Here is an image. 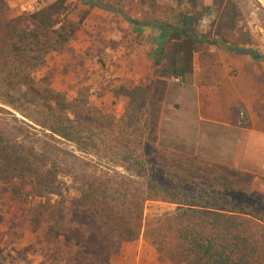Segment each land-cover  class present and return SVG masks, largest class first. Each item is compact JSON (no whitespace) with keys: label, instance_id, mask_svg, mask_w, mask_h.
<instances>
[{"label":"rangeland","instance_id":"374dc122","mask_svg":"<svg viewBox=\"0 0 264 264\" xmlns=\"http://www.w3.org/2000/svg\"><path fill=\"white\" fill-rule=\"evenodd\" d=\"M50 1L36 0L33 8L17 13L0 0V23ZM96 1L110 7L125 4L128 9L118 12L121 17L112 13L103 16L92 12L96 2L65 0V17L76 24L74 33L60 48L49 50L41 66L31 74L59 92L61 100L74 106L72 109L78 108V113L95 108L113 120V127L92 136L87 143L90 151L84 154L87 164L81 170L61 176L38 162L34 154L15 151V142L29 144L31 137L39 139L48 132L0 104L4 109L0 110V129L20 125L27 132V137L16 133L21 134L17 141L15 137L0 140V264H181L175 256V241L165 230L167 218L181 206L175 201L191 197L203 204L212 197L211 202L224 198L228 205L236 207L237 199L244 201L246 197L214 193L203 185V181L213 182L212 178L217 183L229 179L244 189L249 180L226 165L225 155L216 154L214 134L193 130L192 122L179 117L173 105L192 81V53L200 56L195 62L201 67L202 56L213 45L168 35L155 47L140 44L130 29L131 20H142L153 27L157 22L174 25L179 10L188 9L198 14L192 25L194 33L212 38L220 9L212 0H142L146 11L139 0ZM234 2L243 13L238 27L241 25V31L251 38V43L244 46L264 54L262 13L250 14L254 0ZM207 5L209 10L204 9ZM204 14L209 18L200 23ZM258 22L260 30L255 27ZM153 27L149 29L154 32ZM232 31L234 34L225 35L227 43L238 34ZM177 43H181V51L175 49ZM172 54L176 63L178 57L184 56L183 76L167 74V59ZM175 77L181 81H174ZM235 111L238 119L239 112ZM127 116L132 125L125 129L121 123ZM67 143L69 149L79 153L74 144ZM121 149L133 156L141 155L138 160L144 158L146 178L128 175L119 163L117 152ZM6 155L10 156L7 160ZM179 163L193 166L194 170H182ZM125 178L129 179L126 189L120 186ZM148 181L155 183L151 192L157 198L143 202L139 230L134 227L133 216L126 223L135 238H126L120 229L103 225L92 213L98 212L104 201L129 202L134 192L147 190ZM82 194H87L85 200ZM260 197L248 196L244 202L251 205L256 200L258 208L252 213L264 218V197Z\"/></svg>","mask_w":264,"mask_h":264},{"label":"trees","instance_id":"16d2710c","mask_svg":"<svg viewBox=\"0 0 264 264\" xmlns=\"http://www.w3.org/2000/svg\"><path fill=\"white\" fill-rule=\"evenodd\" d=\"M90 4L89 0H83ZM179 1V0H177ZM220 9L216 29L212 38L203 34H196L192 30L193 22L198 16L191 14L188 9H181L174 25L157 22L154 26L159 30L161 37L176 35L186 40H197L210 45H226L233 50H242L245 44L251 43L246 31H241L238 23L243 19V13L234 0H212ZM111 9L110 7H108ZM204 9H210L205 6ZM113 10V9H111ZM67 9L65 0H52L46 4L34 7L33 11L19 15L0 23V104L8 106L18 114L38 125L42 131H47L41 138L31 137L29 144H23L18 136L27 132L22 127H3L0 129V140H11L15 137L14 149L17 153H32L38 162L46 165L51 171L61 176L74 175L86 164L84 154L88 149L87 143L94 134L113 127V120L95 108H88L78 113V108L72 109L69 103L61 100L60 93L52 90L42 80L34 79L31 74L36 67L41 66L44 55L53 49L60 48L73 35L76 24H72L65 17ZM134 22V21H130ZM56 24H59L55 27ZM148 25V22H136ZM232 29L238 31L230 43L225 35ZM181 51V43L174 45ZM253 56V54H251ZM264 57V54L261 55ZM171 55L169 71L172 76H183L184 56ZM162 74H166L163 72ZM0 110L4 109L0 107ZM16 119L13 113L5 110ZM80 111V109H79ZM121 124L126 127L132 125L128 121ZM22 124L29 126L22 120ZM142 133L145 129L142 128ZM21 133L20 135H17ZM56 136V137H55ZM23 139V136H21ZM67 142L74 144V153L67 147ZM119 163L127 170L128 175L139 178L145 177L144 158L141 155H132L126 150H118ZM5 156V160L9 159ZM179 168L187 172L193 171V166L178 164ZM144 177V178H143ZM203 181V185L211 188V192L229 194H242L247 200L256 195L264 197L254 190L247 188L248 184L237 186L229 179L219 183ZM129 179L120 183L121 187H128ZM155 183L147 182L146 189L133 193L129 202L120 200L115 203L102 202L98 212H92L103 225L112 229H120L126 238H135L130 227L126 226L129 219L134 218L135 229L139 230L142 205L145 200L156 199L151 191L155 190ZM247 189V190H246ZM145 194L141 195L142 192ZM251 191V192H250ZM87 198L82 194L81 199ZM213 198V197H212ZM199 204L190 199L176 200L181 204L175 208L171 217L167 218L165 230L170 232L175 241V256L181 264H264V218L262 215L252 213L258 208V202L245 204L242 198L237 199V206L228 205L224 198ZM262 200V199H261Z\"/></svg>","mask_w":264,"mask_h":264},{"label":"crops","instance_id":"0c3cea01","mask_svg":"<svg viewBox=\"0 0 264 264\" xmlns=\"http://www.w3.org/2000/svg\"><path fill=\"white\" fill-rule=\"evenodd\" d=\"M5 1L20 13L24 8H33L36 0ZM139 3L146 11L144 2ZM108 7L101 3L92 12L121 17L118 12L128 9L125 4L110 7L113 10ZM132 21L130 29L140 44L160 45L164 37L158 29L150 23L136 24L142 20ZM240 48L237 51L226 45H213L202 56L201 67L195 62L200 56L193 52L192 81L173 105L177 106L179 117L192 122L193 130L214 134L216 154L225 155L226 165L248 176V187L264 196V57L251 48ZM235 110L242 113L241 122Z\"/></svg>","mask_w":264,"mask_h":264},{"label":"built area","instance_id":"2783aa9c","mask_svg":"<svg viewBox=\"0 0 264 264\" xmlns=\"http://www.w3.org/2000/svg\"><path fill=\"white\" fill-rule=\"evenodd\" d=\"M255 2V6L254 8L250 11V14H253V15H257V12H261L263 17L261 18V23L264 24V0H254ZM209 16L207 14H204L201 19H200V23H205L207 20H208ZM258 20V19H257ZM256 26L255 27H258V29L260 30V24L259 22L255 24ZM174 81L176 82H180V78L178 77H175L173 78ZM239 122L242 121V113L239 112V118H238Z\"/></svg>","mask_w":264,"mask_h":264},{"label":"water","instance_id":"95a60500","mask_svg":"<svg viewBox=\"0 0 264 264\" xmlns=\"http://www.w3.org/2000/svg\"><path fill=\"white\" fill-rule=\"evenodd\" d=\"M90 2H96V3H98V4H101V2H99V1H96V0H89ZM174 107H176L175 105H174Z\"/></svg>","mask_w":264,"mask_h":264}]
</instances>
